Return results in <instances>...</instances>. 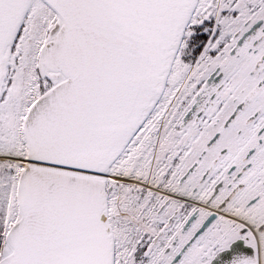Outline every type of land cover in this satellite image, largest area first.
Here are the masks:
<instances>
[{
  "label": "snow or ice",
  "instance_id": "6c2138e0",
  "mask_svg": "<svg viewBox=\"0 0 264 264\" xmlns=\"http://www.w3.org/2000/svg\"><path fill=\"white\" fill-rule=\"evenodd\" d=\"M0 264H264V0H0Z\"/></svg>",
  "mask_w": 264,
  "mask_h": 264
}]
</instances>
